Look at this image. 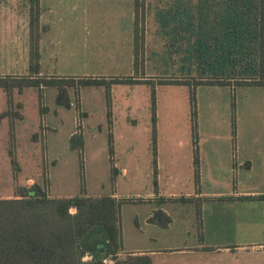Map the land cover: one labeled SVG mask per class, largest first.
Returning a JSON list of instances; mask_svg holds the SVG:
<instances>
[{
  "label": "rangeland",
  "instance_id": "rangeland-1",
  "mask_svg": "<svg viewBox=\"0 0 264 264\" xmlns=\"http://www.w3.org/2000/svg\"><path fill=\"white\" fill-rule=\"evenodd\" d=\"M145 7L144 55L136 68L134 0H40L33 30L30 0H0V52L25 48L29 56L33 34L41 53L40 74L20 69L0 75L9 85L0 87V198L15 197L33 183L50 197L117 192L118 199H133L121 203L124 250H162L169 246L168 233L192 232V221L198 222L194 204L173 205L174 223L164 230L146 221L150 206L134 199H145L139 197L160 185L194 190L196 134L204 165L214 169L220 190H230L245 176L249 187L264 184V86L198 85L194 117L189 85L166 83L216 77L237 85L257 76L259 0H146ZM226 29L232 46L221 53L214 33ZM216 55L226 56L225 68L224 63L212 67ZM30 75L75 78L66 87L70 106L57 102V86L20 89V78ZM84 77L145 80L111 84L108 115L105 86H78ZM151 84L157 96L155 137ZM74 133L84 136L80 150L70 147ZM233 162L238 163L234 175ZM158 166L162 182L156 180ZM104 258L113 263L109 254Z\"/></svg>",
  "mask_w": 264,
  "mask_h": 264
},
{
  "label": "trees",
  "instance_id": "trees-1",
  "mask_svg": "<svg viewBox=\"0 0 264 264\" xmlns=\"http://www.w3.org/2000/svg\"><path fill=\"white\" fill-rule=\"evenodd\" d=\"M29 16L30 29H34L39 21L40 0H30ZM146 0H134V39L133 57L137 68L143 57L145 34ZM143 22V24L141 23ZM259 72L254 78L241 79L231 84L216 77H203L190 83L184 79H171L166 83H184L189 85L193 115L197 113L196 87L198 85H231L235 86H264V0H259ZM39 40L30 35L28 70L40 74L41 53ZM142 63V62H141ZM6 77H0V87L7 89ZM17 85L20 89L35 86H57V102L69 107L71 101L66 90L67 85L73 84L75 78L51 79L48 77H21ZM65 80V81H61ZM100 77H84L79 79L78 86L100 85L106 89L107 114H111V92L113 83H135L145 79L133 77L113 78L111 82ZM147 80V79H146ZM151 103L153 112V136H156V87L151 84ZM234 101L232 107L234 109ZM195 121V119H194ZM195 126V124H194ZM195 179L199 180L200 160L197 134L193 138ZM84 136L74 133L70 137L72 149H82ZM109 151L114 153L113 134H109ZM113 167V166H112ZM114 174L116 167H113ZM157 171H155L156 173ZM250 197V196H249ZM133 199H117L112 194L91 196L79 194L70 197H50L40 183L26 185L12 198H0V264H107L105 253L113 259L112 264H153L147 254H127L120 257L123 249L121 230V203ZM74 208L75 212L70 209ZM202 211L197 206L198 226L202 228ZM150 221L166 227L171 217L162 208L154 210ZM203 233L200 232L202 238ZM86 256L89 259L84 260Z\"/></svg>",
  "mask_w": 264,
  "mask_h": 264
},
{
  "label": "crops",
  "instance_id": "crops-1",
  "mask_svg": "<svg viewBox=\"0 0 264 264\" xmlns=\"http://www.w3.org/2000/svg\"><path fill=\"white\" fill-rule=\"evenodd\" d=\"M231 35V30H216L214 38H219V46L216 50L226 53L227 48L232 46L229 41ZM216 44L217 42L214 48ZM216 56L215 60L212 59L216 65L212 67L215 68L224 63L225 68L227 66L226 56ZM28 65L29 56L25 48L12 52H0V75L16 74V71L20 69L27 70ZM203 159V152L199 150V180L195 179L194 190H184L185 193H182L174 190L173 187L166 188L160 185L155 193L149 192L148 197H139L145 199L140 201L134 199V202H143L150 206L146 218L149 224H152L149 222L150 217L157 208H162L170 215L171 222L163 228L164 230H170L174 223L171 215L173 205L191 203L197 209L199 204L202 211L201 230L198 222L192 221V232L183 230L173 235L169 233L165 235L169 246L162 250L122 249L119 252L120 255L123 252L125 254H147L151 257L153 264H264V252L259 248V245L264 242V184L259 187H249L244 181L247 179L245 176L244 180L231 183L232 187L227 190L228 192L222 191L214 185L218 183L219 177H215L216 174L212 167L206 169ZM230 167L233 175L238 172V163L237 167H234V162ZM246 167L251 170L253 164ZM193 170L195 175V167ZM156 171L157 182H162L163 176L159 174V166ZM166 172L169 175L173 171L167 170ZM111 194L118 199L117 192ZM220 209L223 212H220ZM217 215L218 218H216ZM200 232L203 233L202 238ZM191 233L193 240L189 242L185 238L186 234L191 235Z\"/></svg>",
  "mask_w": 264,
  "mask_h": 264
},
{
  "label": "built area",
  "instance_id": "built-area-1",
  "mask_svg": "<svg viewBox=\"0 0 264 264\" xmlns=\"http://www.w3.org/2000/svg\"><path fill=\"white\" fill-rule=\"evenodd\" d=\"M259 248L264 252V242L259 245Z\"/></svg>",
  "mask_w": 264,
  "mask_h": 264
},
{
  "label": "water",
  "instance_id": "water-1",
  "mask_svg": "<svg viewBox=\"0 0 264 264\" xmlns=\"http://www.w3.org/2000/svg\"><path fill=\"white\" fill-rule=\"evenodd\" d=\"M107 255H108V251H106V253H105V257H107Z\"/></svg>",
  "mask_w": 264,
  "mask_h": 264
}]
</instances>
